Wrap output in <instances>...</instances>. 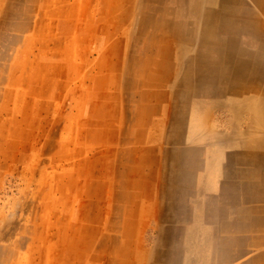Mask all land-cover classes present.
I'll use <instances>...</instances> for the list:
<instances>
[{
    "label": "rangeland",
    "instance_id": "obj_1",
    "mask_svg": "<svg viewBox=\"0 0 264 264\" xmlns=\"http://www.w3.org/2000/svg\"><path fill=\"white\" fill-rule=\"evenodd\" d=\"M0 264H264V0H0Z\"/></svg>",
    "mask_w": 264,
    "mask_h": 264
}]
</instances>
